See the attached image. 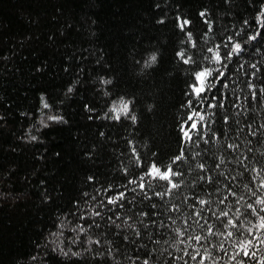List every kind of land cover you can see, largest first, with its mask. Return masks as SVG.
<instances>
[{
	"label": "trees",
	"instance_id": "trees-1",
	"mask_svg": "<svg viewBox=\"0 0 264 264\" xmlns=\"http://www.w3.org/2000/svg\"><path fill=\"white\" fill-rule=\"evenodd\" d=\"M261 12L264 0H0V264H198L196 252L211 255L205 264H259L264 245L248 232L259 220L246 205L264 216ZM203 68L224 75L214 71L198 100ZM121 99L130 113L117 120ZM193 108L205 121L186 142ZM153 163L182 172L180 188L160 197L166 181L129 183ZM237 209L239 226L226 227ZM248 239L256 257L233 260Z\"/></svg>",
	"mask_w": 264,
	"mask_h": 264
},
{
	"label": "snow or ice",
	"instance_id": "snow-or-ice-1",
	"mask_svg": "<svg viewBox=\"0 0 264 264\" xmlns=\"http://www.w3.org/2000/svg\"><path fill=\"white\" fill-rule=\"evenodd\" d=\"M200 15L204 16L205 13L201 12ZM260 16H261V18H264V12H261ZM189 23H190V21L185 19V20H183V21H181L179 23V27L181 29H184L185 26L189 25ZM260 26L264 27V19L261 20ZM237 34H239V33H237ZM188 35H189V38H190L191 37V33H188ZM258 35H259V32H257L256 35L250 36L249 39L250 40H255ZM229 39L231 40V37ZM208 51L212 52L213 49L209 48ZM232 51L238 55L242 51V45L240 43H235L234 46H233ZM178 55L181 57V59L183 60V62L185 64H188V63H190L192 61V58L190 56L185 58V54L183 52L178 53ZM151 59H152V61H155L156 57L153 56ZM227 59H231V53L228 54ZM213 60H214L215 63L220 64V63H223L224 58L221 56L219 51H216L215 55L213 57ZM225 67H227V65H225ZM252 67L255 68V65H253ZM214 71L219 73V76H221V77L224 75V73L221 72L219 69H211V68H203L202 70H200V71L195 73V80H196L197 83L192 85V92H193V94L195 95V97L198 100L201 98L202 94L205 93L211 87V85L208 83V80H209L210 77H212ZM105 83H110V81H105ZM249 86L252 87L251 84ZM69 91H71V89H69ZM260 91L264 92V88H261ZM253 95L255 96V94H253ZM129 104H130V102H121V105H120L119 108H116L114 106L111 109V111L116 113L114 118L119 120L121 114H123L124 116H128L129 113H130ZM188 104H189V107H192V102L191 101H189ZM209 106L210 107H216L217 105L211 104ZM44 107L47 108V107H49V105L47 103H45ZM220 107H223V105L221 104ZM49 119L50 120H54V121H58V120L62 119V117L50 116ZM131 119H132L133 122H135L136 117L133 115V116H131ZM187 120L188 121H192V123H191L190 126L187 124V122L184 125H182L181 126V132L183 133V140L184 141L192 142L193 141V133L195 132V134L199 135L200 130H201V124H202V122L205 121V116H204V114H202L200 112H197L195 110V108H193L192 113L187 117ZM204 126L206 127V125H204ZM33 139H35V137H33ZM205 143H207V140H205ZM229 147H233V146L229 145ZM185 158L186 157L184 155V151H183V149H181L180 153L173 158L172 163L175 164V163H177L179 161L184 160ZM221 163H223V160H221ZM197 167H199L202 170H205V165L202 164V163L198 164ZM216 167H219V165H216ZM182 175H183V173L178 171V170H174L171 164H169L165 169L162 170L160 167H157V165L155 163H153L150 166V168L143 175H141L139 177L138 181L137 180H130L129 183L130 184H138L140 189H144L147 185L142 183V181H144L146 176L151 177L152 179H159V180L166 181L170 185V187L167 190V192H158V193H156V195H158L160 197H163L164 195L168 194L172 190H176V189L180 188L181 185L178 182H176L174 178L178 177V176H182ZM200 179L204 180L205 177L201 176ZM233 179H235V177H233ZM207 180L209 182H212L213 178L211 176H208ZM225 187H227V185H225ZM245 187L247 188V185H245ZM260 187L264 188V183H262L260 185ZM133 191H135V189H133ZM229 191H230L231 195H233V196L236 195L235 192H231V190H229ZM249 191L251 192V189H249ZM85 195H87V194H85ZM124 195H125L124 193H120L119 196L111 198L109 200V203H116L117 200H122L124 198ZM252 195H255V193L253 192ZM226 198L227 197H225L224 199H226ZM240 199H243V197H240ZM223 202H224L223 200L220 201V203H223ZM237 202H239V201H237ZM198 203L200 205H209L211 203V201L206 200V199H200L198 201ZM255 204L264 205V199L256 200ZM153 207H155V205H153ZM246 207L248 209H251L252 210L251 214L254 215V216H257L258 220H259V223L254 225L253 227H250L248 229V232H249L250 235H254V240L256 242H258L259 245H264V236L257 235V234L253 233V228L256 229V230H264V216H261L259 214V212L253 206V204H247ZM261 211H264V209H261ZM201 212H202V210L201 211H197L196 215L197 216H201ZM96 214L99 215V213H96ZM242 214L243 213H241L239 211V209H237L236 214H235L236 219H231L230 218L227 221L226 227L227 226H231L232 228H237L239 225L236 223V220H238L239 216L242 215ZM144 215H147V213H145ZM219 215L223 216V217H228L229 216V212L221 211ZM217 218H219V217H217ZM205 223H207V221H205ZM201 227H203V225ZM213 234L214 233H213L212 226L208 225V235L211 236ZM180 235H183V233H180ZM220 235H224V234L220 233ZM233 235H234L233 232H228L227 233V237H232ZM190 239H194L195 241L200 242L202 239H205V238L200 236V235H196L194 237H190ZM254 240L253 239H248L246 241H240L239 242L240 251L236 252L235 255L232 256V259L235 260L236 256L240 255V252H243V255L246 256V257H248V256L253 257V258L256 257V251H254V250L251 251V252L249 251V246L255 247ZM221 249H223V245H221ZM184 254L188 255L187 252H185ZM198 256H200V260H199L198 264H205L206 260H211L212 259L211 255L201 256L199 252H196V254L191 255L190 259L193 260V261H196ZM178 259H182V257H180ZM185 264H187V262H185ZM214 264H215V262H214ZM237 264H244V261L240 260V261L237 262ZM259 264H264V259H261L259 261Z\"/></svg>",
	"mask_w": 264,
	"mask_h": 264
},
{
	"label": "rangeland",
	"instance_id": "rangeland-1",
	"mask_svg": "<svg viewBox=\"0 0 264 264\" xmlns=\"http://www.w3.org/2000/svg\"><path fill=\"white\" fill-rule=\"evenodd\" d=\"M121 102H126L125 100H120V101H117L113 106H115L116 108H119L120 107V105H121ZM116 114V113H115ZM120 116H124L123 114H121ZM61 228H62V226H61ZM54 238H55V241L57 242V241H59V238H60V236L59 235H55L54 236ZM53 242V244L52 245H54V241H52ZM60 243V242H59ZM57 249V251H60L61 249L58 247V246H56V245H54V249Z\"/></svg>",
	"mask_w": 264,
	"mask_h": 264
}]
</instances>
